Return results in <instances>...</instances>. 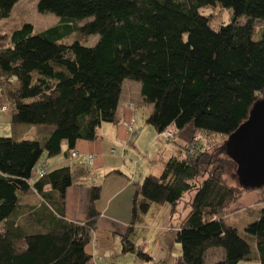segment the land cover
Instances as JSON below:
<instances>
[{"label":"trees","instance_id":"16d2710c","mask_svg":"<svg viewBox=\"0 0 264 264\" xmlns=\"http://www.w3.org/2000/svg\"><path fill=\"white\" fill-rule=\"evenodd\" d=\"M18 2L0 0V20ZM217 7L228 10L231 21L214 30L200 10ZM36 9L61 25L35 35L25 23L9 39L0 36V106L13 108L14 125L47 133L43 144L0 138V224L8 221L0 229V264H90L86 248L100 217L95 203L101 187L90 189L86 219L69 222L70 168L29 182L43 154L58 156L63 142L70 153L78 141H95L102 124L117 123L125 81L138 83L142 102L152 107L146 124L159 135L172 128L170 141L181 154L163 163L160 176L135 185L123 252L149 262L128 239L137 215L152 204L169 205L173 213L191 194L175 234L181 247L176 264H205L211 249L223 256L215 264H264V203L243 235L225 220L253 191L239 184L226 143L264 97V0H37ZM256 23L263 24L262 33L253 41ZM70 26L78 39L58 42L60 28ZM91 36L99 38L94 46L80 43ZM30 188L46 207L36 213V227L33 219L25 223L30 227L16 221L19 197Z\"/></svg>","mask_w":264,"mask_h":264},{"label":"rangeland","instance_id":"374dc122","mask_svg":"<svg viewBox=\"0 0 264 264\" xmlns=\"http://www.w3.org/2000/svg\"><path fill=\"white\" fill-rule=\"evenodd\" d=\"M36 1L20 0V4L12 10L9 18L0 20V36H5V38L9 39L12 32L25 23L31 24L34 27L35 35L61 25L60 18L55 15L38 13ZM200 12L210 16V26L214 30L220 25L229 24L231 21V14L226 9L218 7L215 9L204 8ZM244 22V19L239 20L240 24ZM84 23L85 21L79 22L76 24V27H80ZM262 26V23L255 24V31L252 36L253 41L260 39L262 33L260 29ZM60 30L61 38H59L58 42L70 44L78 39L74 26H70L67 30L61 27ZM98 39V36H91L79 41L85 47H92L98 42ZM124 84L125 87L130 84L138 88V90L140 88V85L135 82L125 81ZM134 97L136 99L138 95H134ZM151 110L152 107L147 105L143 109L138 108V110L134 111V133L132 135L127 133V141L124 140L122 145L116 143L106 144L105 147L109 152L105 158V169L94 172L84 163L83 167L85 169H79L78 172L80 174L77 173L72 178L73 183L76 185L90 181L91 186H100V198L96 201L97 203L99 201L108 203L112 197H115L113 203L110 205V208L115 209L117 208V203L120 204L126 197L127 202H132L135 185L141 184L144 178L149 175L160 176L163 163L170 157L178 153L181 154L176 144L172 141H167L146 124L145 120L151 113ZM112 150L114 151L113 153H111ZM58 156L68 159L63 152ZM45 160L46 155L44 154L32 173V180L35 179V171L38 169L39 164H43ZM81 161L82 159L80 158L71 159L69 161L70 167H74L73 165L82 166ZM32 183L33 181H31ZM190 196L191 194L186 195L173 213L169 205L152 204L146 214L139 213L137 215L129 234L131 239H128L136 248H141L145 254L150 256L151 260L144 262L145 264H176L180 257L181 247L175 241V234L182 219L189 211L187 202ZM263 203L264 187L247 192L231 206L227 213L228 218L226 222L235 226L239 234L243 235L244 227L258 219V213ZM119 204L118 207L120 206ZM121 212L122 209L120 210ZM7 224V220L4 221V224L1 223L0 229ZM250 243L255 248L254 242ZM111 247L114 246L111 244ZM219 252L221 250H209L205 264H210L212 261L218 259L221 256ZM125 258L124 260L118 259L114 264H132L130 255Z\"/></svg>","mask_w":264,"mask_h":264},{"label":"crops","instance_id":"0c3cea01","mask_svg":"<svg viewBox=\"0 0 264 264\" xmlns=\"http://www.w3.org/2000/svg\"><path fill=\"white\" fill-rule=\"evenodd\" d=\"M20 4V0L16 6ZM15 6V7H16ZM125 84L122 86L121 99L117 107V123L107 124L104 123L98 130V137L93 142L78 141L75 144L74 150L70 153L67 152V145L65 142L62 143L61 152L65 154L68 159H63L60 156L54 158H47L43 164H39L38 169L45 168L47 171H52L62 167H69L71 170L72 178L75 174H80L79 169H85L83 164L91 168L92 171L98 172L105 169V158L108 156V150L105 147L107 143L123 144L126 138V129L124 124L134 120V111L138 108L143 109L147 107V104L143 103L140 98V88L128 84L125 88ZM134 95H138L135 99ZM9 107L8 112L0 113V138L1 137H12L15 140H36L42 144L46 140L47 133L44 128H40L33 125L19 124L14 125L12 123V112L13 108ZM151 107V106H149ZM146 121V120H145ZM177 148V147H176ZM77 154L76 158H71V153ZM44 155V154H43ZM42 155V156H43ZM177 155H180L179 153ZM174 155V156H177ZM92 156V164H88V157ZM82 159V166L70 167L69 161L71 159ZM36 170V171H37ZM33 178V177H32ZM37 180L31 179L29 184H32ZM31 181L33 183L31 184ZM70 187L65 193V220L69 222H82L86 219L88 208L90 189L93 185H90V181ZM49 189H45L48 191ZM28 193V194H27ZM32 193V194H31ZM103 196V195H102ZM112 197L108 203L96 202L95 209L100 214L97 221V228L94 231L91 242L86 248L87 253L91 256L90 264H114L118 259H126L125 257H131L132 264H145L144 262L137 261L133 255L124 253L122 245L120 243L122 237L127 235L130 227L131 207L132 202H127V197L120 204L117 203V208L112 209L110 205L113 203ZM118 204L120 205L118 207ZM19 217L16 220L19 224H24V227H30L25 223L34 222L33 226H40L37 220H34L36 213L42 210L46 212V207L43 205V201L40 196L32 189L19 197ZM119 208V211H118ZM122 212L120 213V210ZM28 215L30 218H28ZM228 216V215H227ZM225 220H227V217ZM32 223V222H31ZM131 239V237H128ZM112 241V242H111ZM111 244L114 247H111ZM220 257L210 264H215L222 259V253ZM208 256V253H207Z\"/></svg>","mask_w":264,"mask_h":264},{"label":"water","instance_id":"95a60500","mask_svg":"<svg viewBox=\"0 0 264 264\" xmlns=\"http://www.w3.org/2000/svg\"><path fill=\"white\" fill-rule=\"evenodd\" d=\"M226 155L236 164L243 188L264 187V97L254 104L248 120L229 136Z\"/></svg>","mask_w":264,"mask_h":264},{"label":"built area","instance_id":"2783aa9c","mask_svg":"<svg viewBox=\"0 0 264 264\" xmlns=\"http://www.w3.org/2000/svg\"><path fill=\"white\" fill-rule=\"evenodd\" d=\"M9 111V107L6 105L0 106V112H8ZM126 132L130 135H132L134 133V121L131 120L129 123L124 124ZM164 139H166L167 141H170L173 138L174 135V130L172 128L167 129L166 131H164L162 134H160ZM201 146L205 145L204 141L200 142ZM114 151L112 150L111 153H113ZM191 155H194V149H192L190 151ZM71 158H76L77 154L75 152L71 153ZM93 161L92 156L88 157V164L91 165ZM47 174V169L45 168H41L37 171H35V177L36 178H41L43 176H45Z\"/></svg>","mask_w":264,"mask_h":264}]
</instances>
